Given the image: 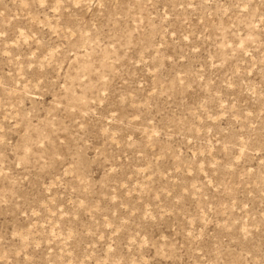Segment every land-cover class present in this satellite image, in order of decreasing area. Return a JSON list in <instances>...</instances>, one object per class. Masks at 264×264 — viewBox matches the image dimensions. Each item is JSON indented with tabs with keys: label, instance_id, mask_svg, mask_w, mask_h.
<instances>
[{
	"label": "rangeland",
	"instance_id": "obj_1",
	"mask_svg": "<svg viewBox=\"0 0 264 264\" xmlns=\"http://www.w3.org/2000/svg\"><path fill=\"white\" fill-rule=\"evenodd\" d=\"M0 264H264V0H0Z\"/></svg>",
	"mask_w": 264,
	"mask_h": 264
}]
</instances>
